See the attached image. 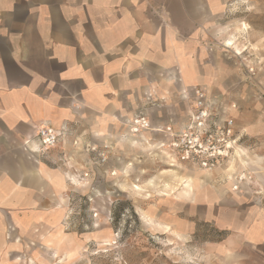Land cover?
<instances>
[{"label":"rangeland","instance_id":"obj_1","mask_svg":"<svg viewBox=\"0 0 264 264\" xmlns=\"http://www.w3.org/2000/svg\"><path fill=\"white\" fill-rule=\"evenodd\" d=\"M221 24L222 38L193 42L195 54L206 49L194 54L204 81L184 98L178 73L167 126L195 128L203 90L217 125L233 121L231 134L213 133L226 155L210 168L181 160L153 130L167 126L133 129L138 117L111 135L62 142L60 241L51 260L33 264H264V0H230Z\"/></svg>","mask_w":264,"mask_h":264},{"label":"crops","instance_id":"obj_2","mask_svg":"<svg viewBox=\"0 0 264 264\" xmlns=\"http://www.w3.org/2000/svg\"><path fill=\"white\" fill-rule=\"evenodd\" d=\"M229 1L0 0V264L52 259L66 214L62 142L134 117L175 119L178 73L185 98L204 81L193 42L222 38ZM42 124L58 132L46 151Z\"/></svg>","mask_w":264,"mask_h":264},{"label":"built area","instance_id":"obj_3","mask_svg":"<svg viewBox=\"0 0 264 264\" xmlns=\"http://www.w3.org/2000/svg\"><path fill=\"white\" fill-rule=\"evenodd\" d=\"M196 112L192 113L191 120H195L196 127H186L181 131H173L170 126L165 129H153L155 131L167 133L169 146L180 155L181 160L197 161L204 167H213L219 158L227 153V143L215 141L213 133L220 130L222 135L231 134L232 119L226 118L222 121V126L217 125L215 117L211 113L206 94L203 90H195ZM133 129H146L149 122L144 117L133 119ZM35 137L38 139L40 149L46 151L55 146L58 140V132L49 124H42L38 127Z\"/></svg>","mask_w":264,"mask_h":264},{"label":"bare ground","instance_id":"obj_4","mask_svg":"<svg viewBox=\"0 0 264 264\" xmlns=\"http://www.w3.org/2000/svg\"><path fill=\"white\" fill-rule=\"evenodd\" d=\"M227 43V42H226ZM233 44H231V46H232ZM198 180H201V179H198ZM138 191V190H137ZM191 191V190H190ZM191 193V192H190ZM193 193V192H192Z\"/></svg>","mask_w":264,"mask_h":264}]
</instances>
